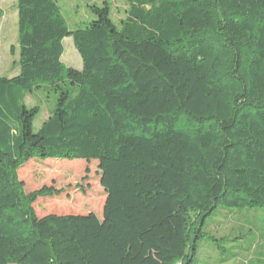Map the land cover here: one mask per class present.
<instances>
[{"label":"trees","instance_id":"16d2710c","mask_svg":"<svg viewBox=\"0 0 264 264\" xmlns=\"http://www.w3.org/2000/svg\"><path fill=\"white\" fill-rule=\"evenodd\" d=\"M125 2L119 22L105 0L71 28L59 0H17L0 264H189L216 208L264 206V0ZM68 36L82 69L62 60ZM46 85L56 104L35 131L40 107L24 99ZM35 158L97 160L102 211L68 188L28 190Z\"/></svg>","mask_w":264,"mask_h":264},{"label":"rangeland","instance_id":"374dc122","mask_svg":"<svg viewBox=\"0 0 264 264\" xmlns=\"http://www.w3.org/2000/svg\"><path fill=\"white\" fill-rule=\"evenodd\" d=\"M113 19L124 17L126 0H107ZM72 28L93 19L90 5H103L105 0H59ZM0 76L11 77L18 71V9L17 0H0ZM63 62L67 67L82 69L83 60L72 37L63 41ZM43 88L27 92L24 104L28 108L40 107L34 121L37 131L48 119L56 104V94ZM20 176L25 177L28 190L43 185L68 188L75 207L100 213L104 205L100 186L98 161L84 159H37L27 162ZM28 182V183H27ZM81 187V188H80ZM78 189V190H77ZM71 199V198H70ZM47 204H63V199ZM70 205V204H69ZM38 209L40 207L38 206ZM103 216V215H101ZM197 252L189 264H264V206L231 208L219 206L202 222Z\"/></svg>","mask_w":264,"mask_h":264}]
</instances>
